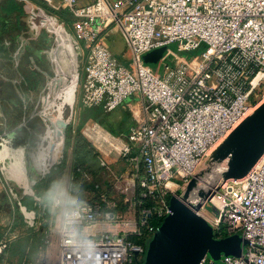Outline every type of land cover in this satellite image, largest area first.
<instances>
[{"label":"built area","instance_id":"1","mask_svg":"<svg viewBox=\"0 0 264 264\" xmlns=\"http://www.w3.org/2000/svg\"><path fill=\"white\" fill-rule=\"evenodd\" d=\"M61 3L73 14L75 34L68 42L73 52L68 47L61 49L70 56H79L76 75L70 81L76 80L75 98L79 90L88 105L101 104L105 111L133 96H139L141 102L134 109L135 121L126 133H114L99 121L83 128L100 151L104 169L111 168L108 157L113 156L123 159L130 174L115 175L107 187L95 183L91 196L66 206L62 222L56 227V256L47 264H140L149 241L172 212L171 196L186 188L212 151L260 102L264 91V0ZM32 22L39 27L34 18ZM42 24L54 26L51 20ZM111 25H116L129 43L128 65L116 58L103 39ZM63 31L62 27L60 33ZM173 42L177 43V51L169 49L166 54H172L174 61L162 56L153 66L144 60V54ZM198 49L201 52L192 56L181 53ZM61 86L58 93L63 90ZM42 107L40 114L46 118L44 98ZM52 125L51 119L46 134ZM261 157L243 179L221 178L210 186V195L201 198L203 204L198 210L200 213L205 209L211 215L205 218L212 224L215 237L241 234L247 240L244 253L222 254L220 261L206 254L199 264H264ZM63 160L67 162L65 145L39 177ZM71 164L68 161L70 180ZM83 177L93 181V173L88 170H84ZM201 180L199 176L198 183ZM30 190L41 205L35 188ZM188 201L198 202L193 190ZM61 204L62 199L56 197L54 205ZM208 204L214 210L208 209ZM25 219L30 225L39 224L35 211H25ZM51 225L45 230L46 247ZM8 247L7 238H1L0 264H15L3 260Z\"/></svg>","mask_w":264,"mask_h":264},{"label":"crops","instance_id":"2","mask_svg":"<svg viewBox=\"0 0 264 264\" xmlns=\"http://www.w3.org/2000/svg\"><path fill=\"white\" fill-rule=\"evenodd\" d=\"M81 1L86 3L93 0ZM61 2L62 0H53L51 3L45 0H0V147L4 151V157L7 155L12 158L17 169L21 163V169L27 173L32 167L31 164L34 165L33 162L40 169H44L41 162L32 157L33 150L30 149L34 147L32 143L37 137L42 138L49 124L42 114L35 113L36 105L43 103L44 98L47 106L44 112L49 115L56 111L59 114V121L54 122L51 128L54 135L50 137L59 142L58 154L64 146V129L71 119V115H67V109L72 108L69 99L58 95L57 101L53 99L51 104L47 105L50 101V90L47 95L44 94L47 83L55 77H68L67 58H71L75 63L79 57L70 56L61 49L68 47V51L73 52L68 42L75 34L72 25L73 14ZM32 18L39 23V27L33 24ZM47 20L54 22L52 28L42 24ZM62 27L64 31L60 33ZM119 34L124 36L116 25L109 26L103 33V39L110 49L112 41ZM111 51L122 62L112 49ZM72 132L73 135L74 131ZM43 140L42 138L39 142L41 146L46 145ZM70 147L73 149L72 144ZM26 155L28 163L25 162ZM66 156V160L71 162L72 155ZM31 159L33 161H30ZM32 169L35 171L33 167ZM69 173L67 170L57 176L59 180L55 190L58 195L55 198L62 199L60 206H55L53 199L45 212L42 210L43 205L36 202L33 194L34 199L30 205L25 201L27 191L19 195L18 203L22 215L25 217V211H35L37 220L42 223L40 240L38 243L36 241L37 247H45L46 227L54 223L59 226L62 222L64 209L68 205ZM13 180L12 184H19L14 178ZM33 188L36 190V187Z\"/></svg>","mask_w":264,"mask_h":264},{"label":"rangeland","instance_id":"3","mask_svg":"<svg viewBox=\"0 0 264 264\" xmlns=\"http://www.w3.org/2000/svg\"><path fill=\"white\" fill-rule=\"evenodd\" d=\"M161 47H164L163 56H165V58H167L171 62L174 61L175 58L172 56V54H169V53L166 54V52L169 49H174L177 51V43L173 42V43H169L167 45L161 46ZM111 49L114 51V53H116L119 56V58L122 60L123 63L127 65L129 64L131 60V48L125 36H121L120 34L117 35L115 37V40H113L111 43ZM200 52H201V49L191 50V51H182L181 53L183 55L192 56ZM66 62H67V68L69 72L67 82H70L76 75V64L72 62V59L69 57L67 58ZM150 64L155 66L156 64H158V61L150 62ZM77 70L79 71V68H77ZM57 78L58 77H55L53 80H56ZM48 85L49 83H47L46 85L45 93H44L45 95L48 94ZM61 87H62L61 84L55 85V92L60 91ZM55 95L56 94H52L51 98L54 99ZM260 98H261L260 101L264 99V91L261 93ZM130 100L131 101H128L125 104H121L110 111L102 110V114H103L102 116L105 117V119L115 127H119L121 123V119L125 118L124 128L128 129L129 126L135 121L134 109L139 108L141 98L139 96H133L131 97ZM54 101H57V99ZM69 102L72 104L73 107L72 108L69 107L67 109V115L69 116L72 113V118L66 127V137L64 140L65 157H67L66 155L68 156L72 155V148L70 147V145L69 146L67 145L68 143L67 137L70 138L71 136V131L69 127L72 126L73 131L75 133V131L79 127L81 128V130H83V128L85 127L87 123L92 122V121H99L98 120L99 118H96L91 114V112L95 110L94 108H97L99 105L97 104L88 105L82 99L81 91L79 90L76 91L75 102L72 103V100H69ZM42 105L43 103H39L38 105H36L35 110H34L35 113L40 114L43 111ZM45 108L47 109V106ZM88 109H91V110H88ZM44 115L46 116L48 121H51V119L53 123L59 121V114L56 111L49 115L46 114V111H45ZM50 115H52V118ZM126 132L127 131H124V133ZM53 135L54 133H53V130L51 129L47 132V134L45 131V133L43 134V137L50 138ZM41 140L42 138L40 136L37 137L35 142L32 143L34 147L30 148L31 150H39V155H41L40 154L41 152H40V149H38V144ZM2 150L3 149L0 147V239L6 237L8 241V245H9L3 260L5 263H15V264H47L49 261L54 259V257L56 256L55 254L57 251V241H58V233H57L58 229L56 228L57 226L54 223L48 228L49 229V235H48L49 241L47 243V247L46 245L45 247H42V248L37 247L36 241L38 243L40 240V236H41L40 227L42 226V223L39 222L37 226L29 225L25 217L22 215L21 210L19 209V203H18L19 195L21 193L24 194V191H27L25 192L26 195H32L30 187H36V183L38 179H40L39 177L40 175H38L36 171L32 169V167L29 169L28 173L25 172V170L17 169L13 164L12 158L10 159L7 155H5L4 157V151ZM101 156L100 158H98L99 160L101 159ZM108 159L111 163L110 164L111 168L105 169V171H102L100 174H98L99 180H102L101 182H102L103 187H107L109 183L114 180L115 175L124 173L125 176H128L130 174L129 173L127 175V170L125 168V164L123 163V159L119 158L116 160V158L113 156L108 157ZM30 161H33V159H31ZM96 161H97L96 163H99L98 160ZM25 162L28 163L27 155H26ZM67 165H68V161L66 162L65 166ZM10 166H12V168L15 167V169L13 168V170L16 172L18 176H22V177L24 176L26 178L25 181H23L24 183L22 182L18 185H14L11 183V182H14L13 180L14 177H12L11 174H9L6 170L7 167H10ZM68 167L69 165L65 167V170L63 171L64 172L67 171ZM226 168H227L226 160L224 162L212 164L209 162V158L206 159V161L202 165V168L200 169V171H204V174L202 175V180L200 181V183H198V188L196 190H193V197L196 200V202L201 201V197L199 195L198 190L199 189L208 190L210 186L215 185L216 182H219V179L223 178V172ZM56 172H57V175H60L59 174L60 169H57ZM232 180L234 179H231V180L227 179V181H232ZM104 181L107 183H105ZM26 184L28 185V189H25ZM114 184L116 185V183ZM86 194L88 195V197L91 196L92 190L87 192ZM25 201L29 205L32 202L31 199L29 198L26 199ZM206 207L210 210H214L211 204H208ZM204 211L205 213H207L208 217L211 216L205 209Z\"/></svg>","mask_w":264,"mask_h":264},{"label":"water","instance_id":"4","mask_svg":"<svg viewBox=\"0 0 264 264\" xmlns=\"http://www.w3.org/2000/svg\"><path fill=\"white\" fill-rule=\"evenodd\" d=\"M163 49L159 47L144 54V60L147 63L159 61ZM263 154L264 100L212 151L209 162L214 164L226 160L223 178L238 179L245 176ZM203 174L204 171H200L185 189H179L171 196L172 212L149 241L145 260L140 264H199L206 254L220 260L222 254L244 253L247 240L241 234L215 237L212 224L198 212L203 202L188 201L191 191L198 186V177ZM198 192L202 200L210 195L204 189Z\"/></svg>","mask_w":264,"mask_h":264},{"label":"trees","instance_id":"5","mask_svg":"<svg viewBox=\"0 0 264 264\" xmlns=\"http://www.w3.org/2000/svg\"><path fill=\"white\" fill-rule=\"evenodd\" d=\"M130 99L131 97L123 101L122 104L131 101ZM98 105L99 106L97 108H94L95 110L91 112V114L94 117L99 118L98 120L103 125H105L114 133H124V131H128L129 128L128 129L124 128L125 118L121 119V123L119 127H115L112 124H110L105 119V117L102 116L103 115L102 110L105 109L101 104ZM69 129L71 131V136L70 138L67 137V142H68L67 145L69 146L70 144H72L73 149H72V161H71L72 176L70 180L71 193L68 196L67 206H73L83 202L85 199L88 198V195L86 193L91 190H94L95 183H99V185H102L101 182L102 180H99L98 174H100L102 171H105V169L101 166L100 160L98 159L100 158V151L91 143V141L87 138V136L82 132L81 128L80 127L77 128V130L73 135H72L73 127L70 126ZM96 160H98L99 163H96L97 162ZM65 164L66 161L63 160L62 163L52 168V170L49 173H47L45 177L38 179L36 183V195L41 197V204L43 205L42 210H45V212L48 210V206H50L53 201V199L49 198L47 194L49 193L50 190L56 187L59 180L57 177L58 175L56 170L60 169V173L63 172ZM84 170H88L91 173H93V181L86 180L83 177ZM28 198L31 199L32 201L34 199V196L27 195L26 199Z\"/></svg>","mask_w":264,"mask_h":264},{"label":"bare ground","instance_id":"6","mask_svg":"<svg viewBox=\"0 0 264 264\" xmlns=\"http://www.w3.org/2000/svg\"><path fill=\"white\" fill-rule=\"evenodd\" d=\"M19 77V76H18ZM19 80V79H18ZM76 82V80H73L71 83L70 82H67V77L66 76H61V77H59V78H57V80H55L51 85H50V87H49V90H50V101L48 102V104L47 105H50L51 104V102H52V98H51V95L52 94H58V95H60V96H64V97H66L67 99H69V100H72V103L73 102H75V94H74V92H75V83ZM59 84H61V85H63L64 87H63V90L60 92V93H57V92H55V85H59ZM18 88V87H17ZM14 90V89H13ZM46 100L48 101L49 100V98L47 97L46 98ZM264 100V99H263ZM263 100H261L260 102H259V104H258V106L261 104V102L263 101ZM257 106V107H258ZM46 107V106H45ZM73 107V106H72ZM256 108V107H255ZM254 108V109H255ZM69 123V122H68ZM67 123V124H68ZM42 138L44 139L43 140V142H45L46 143V145L45 146H41L40 144H38V149H40V154L41 155H39V150H33V151H31V155L33 156V158L35 159V158H37V161L38 162H41V165H42V167L44 168V169H40V167L39 166H37V165H35L36 163L35 162H33L34 163V165L33 164H31L32 165V167L35 169V171H36V173L38 174V175H41V174H43L49 167H50V165L51 164H53L55 161H56V159L58 158V152H57V150H58V148H59V142H58V140H56V139H51V138H48V137H43L42 136ZM64 139H65V129H64ZM63 143H64V141H63ZM264 156V154L262 155V157ZM261 157V158H262ZM18 159V158H17ZM260 160V159H259ZM20 162H21V158H20ZM30 165V166H31ZM21 169L22 168V165H21V163H20V165H18V169ZM7 172L9 173V174H11V176L12 177H14L17 181H15L16 183H22L23 181H25V177L23 176H18L17 174H16V172L14 171V170H12V168L10 167H7ZM11 171L13 172V173H11ZM22 175V174H21ZM244 178V176L243 177H240V178H238V179H235V178H228V180H231V179H234V180H239V179H243ZM24 183V182H23ZM23 186V185H22ZM26 186V188L25 189H28V185L26 184L25 185ZM25 192V191H24ZM200 213L204 216V217H206V218H211V216L210 217H208V215H207V213H205V211H204V209H201L200 210Z\"/></svg>","mask_w":264,"mask_h":264},{"label":"clouds","instance_id":"7","mask_svg":"<svg viewBox=\"0 0 264 264\" xmlns=\"http://www.w3.org/2000/svg\"><path fill=\"white\" fill-rule=\"evenodd\" d=\"M47 195H48L49 198L55 199V196L58 195V193L56 192V190L54 188V189L50 190Z\"/></svg>","mask_w":264,"mask_h":264}]
</instances>
